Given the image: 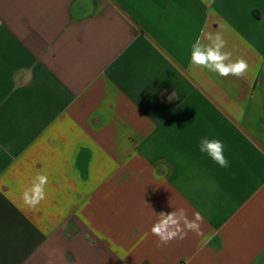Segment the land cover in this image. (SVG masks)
I'll return each mask as SVG.
<instances>
[{"label": "crops", "instance_id": "obj_1", "mask_svg": "<svg viewBox=\"0 0 264 264\" xmlns=\"http://www.w3.org/2000/svg\"><path fill=\"white\" fill-rule=\"evenodd\" d=\"M216 31L245 77L191 65ZM0 264H264V0H0Z\"/></svg>", "mask_w": 264, "mask_h": 264}, {"label": "clouds", "instance_id": "obj_2", "mask_svg": "<svg viewBox=\"0 0 264 264\" xmlns=\"http://www.w3.org/2000/svg\"><path fill=\"white\" fill-rule=\"evenodd\" d=\"M227 41L221 31L206 32L195 39L191 45L190 63L201 70L218 74L220 77L233 76L243 78L249 71V64L243 57L232 58L230 51H225ZM225 146L221 140L202 137L199 142V151L206 153L221 168H227L229 160L224 155ZM48 176L37 175L31 186L23 192V199L29 206L35 207L46 199ZM158 219L151 226L153 235L159 238L163 245L176 239H184L188 232L202 234L203 216L194 213L189 218L186 209L177 208L170 212L161 211Z\"/></svg>", "mask_w": 264, "mask_h": 264}]
</instances>
